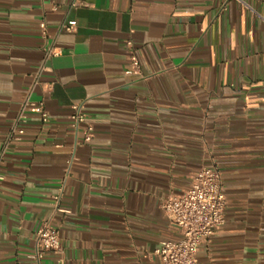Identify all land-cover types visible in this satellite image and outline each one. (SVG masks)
<instances>
[{
	"label": "crops",
	"instance_id": "1",
	"mask_svg": "<svg viewBox=\"0 0 264 264\" xmlns=\"http://www.w3.org/2000/svg\"><path fill=\"white\" fill-rule=\"evenodd\" d=\"M27 101L49 120L28 111L16 141ZM81 102L90 144L71 126ZM205 167L222 174L226 223L199 261L264 264V0H0V264H162L180 235L161 205ZM49 219L63 251L38 262Z\"/></svg>",
	"mask_w": 264,
	"mask_h": 264
},
{
	"label": "built area",
	"instance_id": "2",
	"mask_svg": "<svg viewBox=\"0 0 264 264\" xmlns=\"http://www.w3.org/2000/svg\"><path fill=\"white\" fill-rule=\"evenodd\" d=\"M74 6H77L74 4ZM41 35L48 42L49 30L46 20L40 23ZM77 23L70 21L62 23L59 32L75 33ZM46 60L59 57L61 52L54 44H46ZM129 60L131 68L139 73L140 61L134 50L132 42L128 43ZM86 102L76 103L72 106L71 126L78 131L81 126L85 128L86 144L93 140L94 126L87 122L85 113ZM35 110L48 122L49 113L43 102L32 103L27 101L20 112L15 125L10 130V138L21 141L25 136L23 123L26 113ZM74 158L67 162L66 176H69ZM4 177L0 175V182ZM55 213L69 214V211L61 208L62 195L55 197ZM227 197L224 190L223 178L217 168H202L194 177L191 187L181 195H171L163 201L161 210L170 225L176 227L180 238L177 240H165L155 252L162 264H202L198 259L200 247L214 236L226 223ZM63 251L61 233L55 227L53 219L42 223L36 237V253L34 260L40 262L44 257L53 253L60 255Z\"/></svg>",
	"mask_w": 264,
	"mask_h": 264
}]
</instances>
